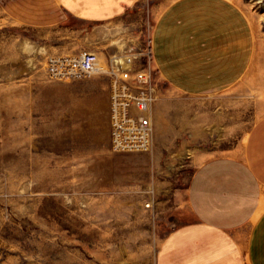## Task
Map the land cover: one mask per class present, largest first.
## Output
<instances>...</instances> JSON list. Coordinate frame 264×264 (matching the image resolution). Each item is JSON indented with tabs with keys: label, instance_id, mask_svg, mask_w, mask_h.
<instances>
[{
	"label": "rangeland",
	"instance_id": "obj_1",
	"mask_svg": "<svg viewBox=\"0 0 264 264\" xmlns=\"http://www.w3.org/2000/svg\"><path fill=\"white\" fill-rule=\"evenodd\" d=\"M170 1L138 0L108 22L66 17L44 27L0 7V264H157L171 233L194 221L190 181L210 160H230L245 187L264 195L244 159L264 117V0H230L248 18L255 50L227 91L177 92L144 59L156 90L147 152L111 150L107 76L46 73L51 56L92 51L106 68L131 46L149 52Z\"/></svg>",
	"mask_w": 264,
	"mask_h": 264
},
{
	"label": "crops",
	"instance_id": "obj_2",
	"mask_svg": "<svg viewBox=\"0 0 264 264\" xmlns=\"http://www.w3.org/2000/svg\"><path fill=\"white\" fill-rule=\"evenodd\" d=\"M138 0H0L11 20L53 26L66 17L108 22ZM248 18L230 0H171L152 32V66L177 92L227 91L250 66L255 50ZM245 165L264 190V117L251 131ZM233 163L210 160L195 170L188 203L194 221L163 243L157 264H264V195L245 187Z\"/></svg>",
	"mask_w": 264,
	"mask_h": 264
},
{
	"label": "built area",
	"instance_id": "obj_3",
	"mask_svg": "<svg viewBox=\"0 0 264 264\" xmlns=\"http://www.w3.org/2000/svg\"><path fill=\"white\" fill-rule=\"evenodd\" d=\"M152 52L128 48L122 56H113L100 69L98 55L82 51L76 56H51L45 62L47 75L53 80L76 79L101 73L110 80L108 91L110 148L116 153L147 152L153 145L152 104L155 86L152 72L144 59Z\"/></svg>",
	"mask_w": 264,
	"mask_h": 264
},
{
	"label": "bare ground",
	"instance_id": "obj_4",
	"mask_svg": "<svg viewBox=\"0 0 264 264\" xmlns=\"http://www.w3.org/2000/svg\"><path fill=\"white\" fill-rule=\"evenodd\" d=\"M99 33H100L99 31H96V34H99ZM116 44L119 46L118 48L124 47V44H122L121 40H115V41H113V45H116ZM26 47H27L28 50L34 48V47H33L32 45H30V44H27ZM97 66H98V68H100V69H101V68L104 69V67H105V63H104L102 60H101V61H98Z\"/></svg>",
	"mask_w": 264,
	"mask_h": 264
}]
</instances>
